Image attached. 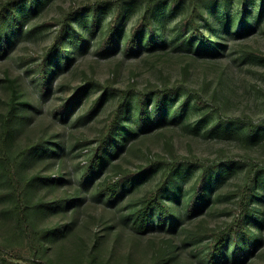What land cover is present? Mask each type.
Instances as JSON below:
<instances>
[{"label":"rangeland","instance_id":"rangeland-1","mask_svg":"<svg viewBox=\"0 0 264 264\" xmlns=\"http://www.w3.org/2000/svg\"><path fill=\"white\" fill-rule=\"evenodd\" d=\"M99 1L37 0L35 7H31L27 0H21L15 6L19 25L13 23L10 14L3 22L6 34L0 52V112L5 109L9 97L6 74L17 79L23 97L31 104L23 107L28 111L27 124L16 136L14 147L40 137L45 142L53 141L56 153H61L63 166L70 167L73 177L77 178L83 161L95 144V141L84 140H92L100 132L116 105L119 92L107 85L111 81L113 87L132 88L124 121L134 131L127 133L122 128L121 133L126 135L122 147L117 148L116 154L99 173L83 181L87 205L78 215L74 235L70 240L65 239L61 246L53 245L52 258L46 262L69 264L71 258L85 259L87 247L92 244L89 236L96 230L101 233L105 221L117 222L111 235L119 231V236L114 245L111 236L104 239L100 256L110 260L105 259L102 264H143L147 261L149 238L159 244V239L168 234V229L156 227L150 233L132 235L128 215L136 206L134 202L157 183L165 167L164 161L171 159L172 149L176 154L186 156L216 158L223 154L234 158L231 164H221V176L212 181L209 201L204 208L192 216H184L175 231L170 232L179 246L182 260H197L202 252L182 243L186 231L201 224L218 227L231 220L237 201L234 193L243 183L247 167L241 159L248 156L257 161L264 160V125L248 129L231 121L212 127L217 116L210 108V97L215 95L223 114L228 117L248 116L257 123L264 116V55L255 54L258 51L264 53V0H215L213 3L194 0L203 16V19L197 17L201 29L219 43V53L215 55L196 53L177 44L182 35L178 29L179 21L188 13L191 0H177L175 7H170L171 0H153L154 27L163 37L164 45L149 47L141 41L139 48L129 53L123 52L124 39L129 36L130 28L141 15L147 0ZM116 2L121 4L123 13L119 40L114 48L99 52L98 41L105 35ZM77 6L82 9L71 19L62 38L63 48L70 55L68 62L64 63L62 53L57 51L50 62L53 70L48 86L42 90L36 64L59 27V23H53V20ZM94 19L97 21L95 27L92 26ZM243 23L246 27L240 31ZM189 30L191 26L186 33ZM185 65L188 71L183 78ZM89 77L99 80L104 86L89 82L86 89H79L80 99L71 109L59 111L57 106ZM164 85H176L178 90L175 98L165 99L164 119L147 126L140 125L136 90H152ZM101 93H104L102 104L95 113L88 115V107ZM187 93L188 100L182 111L170 117L169 112ZM151 95L154 97L153 92ZM197 95L206 101L205 105L193 103ZM152 110L153 100L148 104V111L151 113ZM119 139L123 140L122 137ZM149 160H156V166L132 180L116 203L114 212L96 203L98 200L93 189L96 181L124 169H138ZM41 167L40 163L27 164L22 173L31 176L42 172ZM198 171L197 165H191L186 169L181 167L178 173L175 192L181 208L192 193V183ZM7 185L0 180V190L7 189ZM258 191L262 196L251 198L253 216L247 218V223L252 229L261 230L262 241L248 251L243 264H264V180ZM32 192L38 195L41 186H31V195ZM53 195L48 194V197ZM10 205L9 197L0 196V246L3 248L0 256H7L14 264H43L32 254L25 237L15 226ZM86 240L87 245L84 243ZM180 257L173 264H183Z\"/></svg>","mask_w":264,"mask_h":264},{"label":"trees","instance_id":"trees-1","mask_svg":"<svg viewBox=\"0 0 264 264\" xmlns=\"http://www.w3.org/2000/svg\"><path fill=\"white\" fill-rule=\"evenodd\" d=\"M20 1L0 0V52L3 50L6 34V27L3 26V22L10 14L13 23L16 26L19 25L15 6ZM214 1L209 0L210 3ZM27 2L31 7H35L37 0H27ZM176 4L177 0L170 1V7H175ZM81 9V6L74 7L65 12L61 18L53 20V23H59V27L52 43L41 56L40 62L36 64L37 77L42 90L48 86V80L53 70L50 62L57 51L62 53L64 63L68 62L67 58L69 59L70 55L63 48L62 38L71 19L76 17ZM153 11V0H147L141 15L130 28L129 36L124 39V53L138 49L141 41L149 47L155 44L164 45L163 37L157 33L154 27ZM122 16V6L116 2L105 35L98 41L97 51L112 49L116 46L119 40ZM94 17L95 15H93ZM197 17L203 19L202 12L194 0H191L188 13L179 21L178 29L182 35L177 39V44L186 46L187 49L196 53L218 54L219 43L205 34ZM96 23L97 21L94 19L92 26L95 27ZM188 26H191V30L186 33ZM244 27L246 25L243 23L240 31ZM79 39L83 41V37L80 35ZM255 54L264 55L259 51ZM182 71L183 78H185L188 67L185 65ZM4 78L9 89V97L5 109L0 112V180L8 185L7 189L0 190V196H7L11 199L9 209L13 215L15 226L25 237L32 254L40 262L47 264L49 258H52L50 256L53 245L61 246L65 239L70 240L74 235L75 225L79 219L78 215L87 205V201H85L86 190L82 187L83 181L99 173L106 162L110 161L111 156L116 154L117 148L122 147L126 136L121 133L122 128H125L127 133L134 131L124 121L130 105L132 88L130 86L123 89L113 87L111 81L107 85L119 92L116 105L107 116L100 132L92 140H84L85 142L95 141V144L92 146L89 156L83 161L80 174L75 178L73 177V170L63 166L61 153H56L57 150L52 145L53 141L45 142L40 137L16 144L14 147L16 136L23 132L27 124L28 111L23 107L31 104L23 97V92L20 90V84L16 78H10L8 74ZM89 82L96 83L100 87L104 86L99 80L89 77L85 84L76 87L73 93L57 106L59 111L71 109L80 99L79 89H86ZM177 91L176 85H164L152 90H136L135 103L137 104L139 124L147 126L150 123L162 121L166 115L165 99L167 97L175 98ZM152 92L154 97L151 95ZM188 96L187 93L178 106L169 112L170 117L182 111ZM103 100L104 93H101L92 101L86 113L88 115L95 113ZM151 100H153V110L150 113L148 104ZM210 101V108L217 116L212 127L231 121L238 125H244L248 129L264 125V116L259 118L257 123L248 116L242 118L228 117L223 114L222 107L215 95L210 97ZM193 103L203 106L206 101L201 95H197ZM119 137H122L123 140ZM241 161L247 167L243 183L238 186L234 193L237 195V201L232 211L231 220L218 227L201 224L197 228L188 229L182 243L192 245L202 254L197 260H182L179 246L173 240L170 232L175 231L179 221L181 222L184 216H192L204 208L209 201L208 191L212 181L221 176V164H231L234 162V158L223 154H219L216 158H201L193 155L176 154L173 149L171 150V159L164 161L165 167L159 180L134 202L136 206L128 215L130 219L129 230L132 235H144L156 227L168 229L166 232L168 234L159 239V244L158 241L149 238L150 254L148 260L143 264H173L178 257L183 264H243L248 251L253 250L262 241L261 230L252 229L247 223V218L253 216L250 205L251 198L262 196L261 192L258 191V186L264 180V160L257 161L246 156ZM31 163H40L42 172L24 176L22 172L25 166ZM155 163L157 164L156 160H149L146 164L140 165L138 169H124L96 181L93 188L98 200L96 203L99 202L114 212L116 203L122 198L132 180L154 168ZM191 165H197L199 171L192 183V193L181 208L178 206L175 192L178 184V173L181 167L186 169ZM36 184L41 186V192L38 195L32 192L31 195V186ZM52 193L54 195L48 197V194ZM57 218L59 221H56ZM102 225L101 233L96 230L89 236L92 244L87 247L85 259L79 261L80 258L78 257L71 258L69 264H102L105 259L110 260L108 257L102 258L100 253L106 238L109 236L113 238L112 244H115L119 231L113 236L111 232L116 229L117 222L108 223L105 221ZM84 243L86 244L87 240ZM1 250L3 248L0 246ZM194 251L196 252V250ZM0 264L14 263L7 256H0Z\"/></svg>","mask_w":264,"mask_h":264}]
</instances>
